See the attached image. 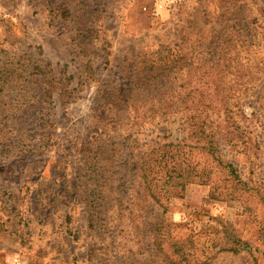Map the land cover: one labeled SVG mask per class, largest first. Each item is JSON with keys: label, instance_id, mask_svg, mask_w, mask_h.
Here are the masks:
<instances>
[{"label": "rangeland", "instance_id": "rangeland-1", "mask_svg": "<svg viewBox=\"0 0 264 264\" xmlns=\"http://www.w3.org/2000/svg\"><path fill=\"white\" fill-rule=\"evenodd\" d=\"M158 52L241 72L240 180L136 106ZM0 264H264V0H0Z\"/></svg>", "mask_w": 264, "mask_h": 264}, {"label": "trees", "instance_id": "trees-1", "mask_svg": "<svg viewBox=\"0 0 264 264\" xmlns=\"http://www.w3.org/2000/svg\"><path fill=\"white\" fill-rule=\"evenodd\" d=\"M156 55V60L147 65L144 63L132 83L137 92L135 102L138 109L149 105L151 118L168 119L182 114L183 123L189 129L187 139L194 143V148L200 149L202 154L217 163V167L213 169H220L234 180H240L235 168L226 161L223 153L227 147L233 146L230 130L236 108L233 103L234 96L238 88L246 86L228 77H234L241 72L235 71V67H220L205 59L201 65L194 66L193 62L184 64V56L181 55L170 62L162 56L163 53L158 52ZM244 73L251 74L248 68L244 69ZM180 76L186 78L178 86L181 90L188 88L185 95L174 93L173 90V81ZM194 79L197 80L193 81ZM211 168L206 171L202 169L201 174L210 178L211 175L206 173H210ZM191 171L188 169L185 172L186 178L191 175ZM198 179H203L202 175Z\"/></svg>", "mask_w": 264, "mask_h": 264}]
</instances>
